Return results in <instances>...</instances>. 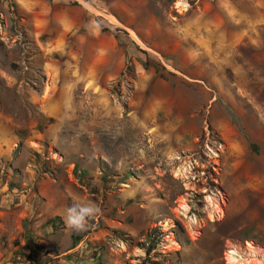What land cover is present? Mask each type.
Masks as SVG:
<instances>
[{
    "label": "rangeland",
    "instance_id": "1",
    "mask_svg": "<svg viewBox=\"0 0 264 264\" xmlns=\"http://www.w3.org/2000/svg\"><path fill=\"white\" fill-rule=\"evenodd\" d=\"M0 264H264V0H0Z\"/></svg>",
    "mask_w": 264,
    "mask_h": 264
},
{
    "label": "clouds",
    "instance_id": "2",
    "mask_svg": "<svg viewBox=\"0 0 264 264\" xmlns=\"http://www.w3.org/2000/svg\"><path fill=\"white\" fill-rule=\"evenodd\" d=\"M99 207L90 200L76 198L73 204L66 209L65 224L68 229L76 232L85 231L98 213Z\"/></svg>",
    "mask_w": 264,
    "mask_h": 264
},
{
    "label": "trees",
    "instance_id": "3",
    "mask_svg": "<svg viewBox=\"0 0 264 264\" xmlns=\"http://www.w3.org/2000/svg\"><path fill=\"white\" fill-rule=\"evenodd\" d=\"M80 241H81V238H76V242H75V244H79Z\"/></svg>",
    "mask_w": 264,
    "mask_h": 264
}]
</instances>
